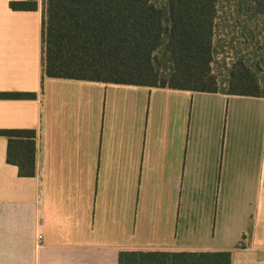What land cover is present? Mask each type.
Here are the masks:
<instances>
[{
  "label": "crops",
  "instance_id": "crops-1",
  "mask_svg": "<svg viewBox=\"0 0 264 264\" xmlns=\"http://www.w3.org/2000/svg\"><path fill=\"white\" fill-rule=\"evenodd\" d=\"M10 1L0 92L36 97L0 98V129H35L37 151L20 177L0 135V264H118L120 250L264 264V98L41 78V4Z\"/></svg>",
  "mask_w": 264,
  "mask_h": 264
},
{
  "label": "trees",
  "instance_id": "trees-1",
  "mask_svg": "<svg viewBox=\"0 0 264 264\" xmlns=\"http://www.w3.org/2000/svg\"><path fill=\"white\" fill-rule=\"evenodd\" d=\"M39 4L41 78L264 98V0H20L9 7ZM0 135L18 176H35L36 130ZM118 264H233V252L120 250Z\"/></svg>",
  "mask_w": 264,
  "mask_h": 264
},
{
  "label": "rangeland",
  "instance_id": "rangeland-1",
  "mask_svg": "<svg viewBox=\"0 0 264 264\" xmlns=\"http://www.w3.org/2000/svg\"><path fill=\"white\" fill-rule=\"evenodd\" d=\"M44 101H43V114H44V111H46L47 107L45 106V103H46V94L44 93Z\"/></svg>",
  "mask_w": 264,
  "mask_h": 264
},
{
  "label": "built area",
  "instance_id": "built-area-1",
  "mask_svg": "<svg viewBox=\"0 0 264 264\" xmlns=\"http://www.w3.org/2000/svg\"><path fill=\"white\" fill-rule=\"evenodd\" d=\"M41 239H42V235L39 234V235H38V240L40 241Z\"/></svg>",
  "mask_w": 264,
  "mask_h": 264
}]
</instances>
